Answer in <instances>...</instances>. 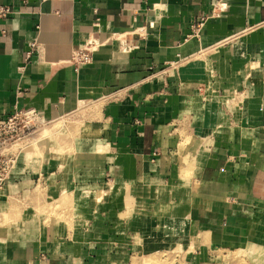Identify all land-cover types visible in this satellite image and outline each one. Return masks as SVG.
<instances>
[{
  "label": "crops",
  "instance_id": "obj_1",
  "mask_svg": "<svg viewBox=\"0 0 264 264\" xmlns=\"http://www.w3.org/2000/svg\"><path fill=\"white\" fill-rule=\"evenodd\" d=\"M0 6V118L89 124L12 166L0 264H264V0Z\"/></svg>",
  "mask_w": 264,
  "mask_h": 264
},
{
  "label": "rangeland",
  "instance_id": "obj_2",
  "mask_svg": "<svg viewBox=\"0 0 264 264\" xmlns=\"http://www.w3.org/2000/svg\"><path fill=\"white\" fill-rule=\"evenodd\" d=\"M86 108L81 107L80 111L83 112ZM97 110V109H96ZM94 113H97V111H93ZM89 113V114H93ZM85 114V113H84ZM80 115L83 114H77L76 117H80ZM75 116V115H74ZM72 117H69V119L66 118V120L60 119L55 122H52L50 124H45L43 122L40 115L34 116V118H28L24 116H19L16 122V127L20 128L22 132H19L17 135L12 136L11 138L7 139L6 141L2 142L0 141V154L7 155V156H13L15 155V152H19V156L17 157V160L15 161L14 167L17 166L18 163L22 162V159H25V163H27L29 160L33 158V162L37 161L39 164V158L42 152L45 150L57 148L58 144H61V148L71 150L75 143L78 144L79 140L70 141V137L72 133H77L79 131L88 130L89 124H78L76 122V125L73 124V121L71 120ZM67 122V123H66ZM85 132V131H83ZM59 142V143H58ZM26 147V149H25ZM21 151V152H20ZM24 155V157H23ZM34 156V157H33ZM27 165H29L27 163ZM82 189V193H92L89 188L87 187H80ZM104 189H100L96 191L102 192ZM3 192V191H2ZM37 193V199L34 200L30 198L28 203H32L34 208L38 207V211L41 210L39 208L38 202L40 201L39 198L41 197L43 200L47 196V191L44 189V192L41 193V191H38ZM1 193V192H0ZM48 196L53 197V194H48ZM64 197V195L61 196V199ZM37 204V205H36ZM36 205V206H35ZM56 208L58 205L53 204L51 205V208ZM12 207H9L8 209L0 212V221L6 222L11 221L15 219L20 218V212L16 209H11ZM22 216V214H21ZM10 219V220H9Z\"/></svg>",
  "mask_w": 264,
  "mask_h": 264
},
{
  "label": "built area",
  "instance_id": "obj_3",
  "mask_svg": "<svg viewBox=\"0 0 264 264\" xmlns=\"http://www.w3.org/2000/svg\"><path fill=\"white\" fill-rule=\"evenodd\" d=\"M13 10L8 6H0V17L5 18L10 14H13ZM201 24L197 25V28ZM92 45H95L93 42H86L85 44L79 46L76 50L73 51L71 56V63L80 65L83 63H88L91 60ZM36 47L35 44H31V50L27 52V57L32 53V49ZM24 116L26 119L34 118L38 116V112L30 110H19L15 111L13 114L9 115L6 118H0V141L4 142L7 139L11 138L14 135H17L19 132H22L20 128L16 127V122L19 116ZM14 162V155L7 156L0 154V189L6 184L8 176L11 172Z\"/></svg>",
  "mask_w": 264,
  "mask_h": 264
},
{
  "label": "bare ground",
  "instance_id": "obj_4",
  "mask_svg": "<svg viewBox=\"0 0 264 264\" xmlns=\"http://www.w3.org/2000/svg\"><path fill=\"white\" fill-rule=\"evenodd\" d=\"M16 153V152H15ZM14 164H15V160H14V162H13V168H14Z\"/></svg>",
  "mask_w": 264,
  "mask_h": 264
}]
</instances>
